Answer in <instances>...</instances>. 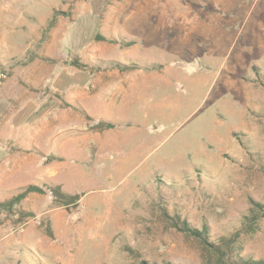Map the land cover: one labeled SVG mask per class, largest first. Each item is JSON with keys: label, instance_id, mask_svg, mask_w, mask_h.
Returning a JSON list of instances; mask_svg holds the SVG:
<instances>
[{"label": "rangeland", "instance_id": "1", "mask_svg": "<svg viewBox=\"0 0 264 264\" xmlns=\"http://www.w3.org/2000/svg\"><path fill=\"white\" fill-rule=\"evenodd\" d=\"M29 185L82 199L0 214V264H217L175 217L264 262V0H0V202Z\"/></svg>", "mask_w": 264, "mask_h": 264}, {"label": "trees", "instance_id": "2", "mask_svg": "<svg viewBox=\"0 0 264 264\" xmlns=\"http://www.w3.org/2000/svg\"><path fill=\"white\" fill-rule=\"evenodd\" d=\"M75 63V65H80L78 64V62ZM116 67L122 70L134 69L133 66H121L120 64H117ZM110 127V124L104 122L100 123L99 125L100 129H108ZM47 193L51 195L54 204L58 207H75L80 204V201L82 199L81 194L66 193L62 190L60 186H48L45 190L43 187L40 186L29 185L17 194L13 195L12 197L0 202V214L3 213L6 215H11L18 213L21 217V221H27L29 218L34 217V214L32 212L22 210L21 204L32 195H44ZM258 219L259 218L254 217L252 223H255ZM170 221H172L171 223L174 228L198 240L206 251L216 257L217 264H224L225 262L230 261L235 250L237 249L235 246L238 238L237 235L230 239H223L221 243L218 244L210 241L209 230L207 229V227H203L202 229L195 228L187 221L181 220L179 217L170 218ZM249 227L251 228L246 229V232H254V227H252V224ZM45 231L47 235L52 236L51 225L49 222H47L46 224ZM239 259L241 261V264H264V262L262 261H255L253 259H245L241 257ZM142 264L149 263L143 262Z\"/></svg>", "mask_w": 264, "mask_h": 264}]
</instances>
